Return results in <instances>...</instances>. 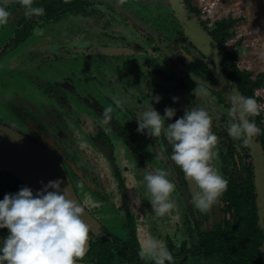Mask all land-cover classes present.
Returning <instances> with one entry per match:
<instances>
[{
    "label": "rangeland",
    "instance_id": "obj_1",
    "mask_svg": "<svg viewBox=\"0 0 264 264\" xmlns=\"http://www.w3.org/2000/svg\"><path fill=\"white\" fill-rule=\"evenodd\" d=\"M94 2L95 4L84 8L78 14H62L57 19L41 25L38 29H42V32L38 33L36 29L17 46L15 51L7 52L1 58L0 122L10 121V118H7L9 113H18L15 117L20 113L22 116L18 118L27 117L37 127L54 124L52 114L60 109L62 102H55L50 95H59V92L65 95L63 100L69 113L73 108L80 117L82 114L88 116L91 114L82 106V110L76 108L77 99L82 103L89 101L93 106L101 108V111L111 106L113 108L111 120L106 124L99 118V124L106 125L107 129L119 135L122 131L126 144L127 142L134 146L146 144L154 163L141 160V168L145 172L160 169L177 188L184 189L187 187L185 179H178L176 175L169 174V171L174 173L175 163L170 158L171 146L163 130L158 137L137 132L136 116H139L149 103L161 115L166 106L173 107L176 114L171 120H165L167 124L182 116L188 107H204L213 117L212 131L218 138L216 145L218 157L211 161L214 167L225 177L222 172L229 163L227 157L230 145L234 150L233 160L237 166L239 156L241 163L256 167L249 147L247 146L244 152L240 148V141L229 136L227 132L231 120L228 115L230 107L228 94L235 87L220 80L216 84L203 82L197 76H193L190 68L194 64L201 67L206 65L213 71L215 65L212 60L214 59L215 63L220 61V54L214 47L195 48L186 39L182 26L194 20L210 34L217 22L231 19L233 22L224 43L225 51L235 52L236 67L240 71L249 72L251 78L255 79L258 74L264 76V0H181V7L184 8L186 15L185 22L180 21L169 0H94ZM18 4L17 1L12 6L8 4L6 6L10 15L7 23L0 25V48H3L4 41L13 35L16 14H12L15 11L18 14ZM189 7L196 11L188 9ZM149 37L152 42L149 41ZM124 41L131 42L132 48L139 54L106 57L108 59L92 54L93 46L97 44L120 45ZM29 47L32 50L26 52ZM25 52L26 56L22 57ZM43 56L54 60L42 62ZM103 73H106L105 77L101 75ZM99 77L102 78L101 81L97 79ZM215 89L218 90V95L212 93ZM33 92L36 95H32ZM13 94L19 95L20 98L4 104L5 100L13 98ZM157 94L161 99L158 102L151 100V96ZM71 95L76 97L75 100ZM173 96L178 99L173 101ZM254 96L260 99L259 103L264 107V88L255 90ZM94 118L98 120L97 116ZM261 123L264 125V111ZM70 127L64 126L63 133H69ZM97 130L99 134L103 132L100 126ZM66 138L60 141L62 143L59 145L61 148L59 152L63 150L62 146L71 151L73 145H69L71 142ZM250 141L257 144V136ZM155 145L159 146L165 156V164L155 151ZM256 153L259 158H263V151L261 153L256 149ZM138 160L140 161V158ZM177 167L179 170V166ZM120 183L123 181L120 180ZM256 195L260 197L259 182ZM181 202L184 208H182L184 237L178 236L179 240L175 241L176 235L172 234L176 233L172 231L165 240L168 249L172 246L178 249L182 243L188 248L193 245L196 234L213 228L212 210L198 211L190 203L188 193L182 194ZM184 205H188L186 210ZM122 212L125 214L124 225L132 226L126 205L123 206ZM102 213L106 218H111L102 225L107 234H112L110 240H114L112 264H128L118 256L117 247L119 245L126 247V243L132 237V231L128 230V235L126 234L123 224L118 220L121 219V214L114 213L113 209L112 211L104 209ZM82 260L84 261L85 257ZM173 264L178 263L173 261Z\"/></svg>",
    "mask_w": 264,
    "mask_h": 264
},
{
    "label": "clouds",
    "instance_id": "obj_2",
    "mask_svg": "<svg viewBox=\"0 0 264 264\" xmlns=\"http://www.w3.org/2000/svg\"><path fill=\"white\" fill-rule=\"evenodd\" d=\"M26 15L44 14L42 6H33V0H22ZM10 12L5 0H0V25L7 23ZM37 32H42L38 29ZM86 43V41H85ZM157 94L151 100L158 102ZM173 101L178 98L173 96ZM231 117L228 135L249 144L250 140L264 132L255 119L264 107L254 96L236 91L228 94ZM117 104L119 102L117 101ZM111 106L104 108L102 119L108 123ZM176 109L166 106L163 115L151 103L137 119V132L158 137L162 130L170 146V158L196 186L189 190V201L201 212L210 210L226 190L228 181L211 161L218 157V138L212 131V115L204 107H188L174 121ZM150 203L157 216H164L175 207L171 194L174 182L160 169L146 171L143 177ZM35 193L29 186H20L16 192L5 193L0 198V229L7 235L0 238V264H81L87 252L89 228L82 216L83 206L73 199L63 178L41 181ZM139 255L147 256L152 264H173L174 257L163 240L145 232L139 241Z\"/></svg>",
    "mask_w": 264,
    "mask_h": 264
},
{
    "label": "trees",
    "instance_id": "obj_3",
    "mask_svg": "<svg viewBox=\"0 0 264 264\" xmlns=\"http://www.w3.org/2000/svg\"><path fill=\"white\" fill-rule=\"evenodd\" d=\"M21 18L15 11V29L10 43L6 48L19 45L23 40L38 29L43 23L57 19L60 14L71 12L78 14L84 8L93 4L92 0H33V6H42L44 14L40 16L26 15L25 6L22 0L18 1ZM15 4V1L9 3V6ZM196 11L193 8H188ZM17 21V22H16ZM231 19L220 20L216 23L215 28L210 32V36L218 46L220 54L219 70L243 95L254 96V91L264 88V76L258 74L255 79L247 71H240L235 61L237 55L235 52L225 51L224 43L228 37V30L232 24ZM149 41L152 39L149 37ZM204 68V67H203ZM206 79L212 78L213 74L208 68L199 71ZM198 72V73H199ZM215 95L218 93L212 92ZM255 97V96H254ZM259 102V98L255 97ZM262 111L255 117L257 125L264 129L261 123ZM120 137L124 138L121 131ZM258 142L264 155V132L257 135ZM129 146H131L129 144ZM247 145L240 141V148L245 152ZM228 152L229 163L223 170V174L228 181L226 190L222 193V217L214 219L212 230L203 231L196 235V239L190 247L182 243L178 249L170 247L174 262L178 264H264V254L261 246L264 242V234L258 224V207L254 188L253 168L250 164L241 163L238 157V166L233 160L234 150L232 145L229 146ZM132 149V148H131ZM226 158V159H227ZM20 186H24L13 175L7 172H0V198L7 193L16 192ZM7 229H0V238L7 235ZM92 233V232H91ZM90 233V234H91ZM124 245L117 247L118 256L131 264H142L141 259L137 256L138 243L133 235ZM98 238V237H97ZM92 237L88 254L93 256L98 264H111L112 246L114 240L108 237L99 239ZM152 264V263H148Z\"/></svg>",
    "mask_w": 264,
    "mask_h": 264
},
{
    "label": "flooded vegetation",
    "instance_id": "obj_4",
    "mask_svg": "<svg viewBox=\"0 0 264 264\" xmlns=\"http://www.w3.org/2000/svg\"><path fill=\"white\" fill-rule=\"evenodd\" d=\"M5 1H8V0H5ZM9 1L10 2H6L5 3L6 6H8L9 3L13 2V0H9ZM14 1L15 2L19 1L20 2L21 0H14ZM92 1H93V4H95L94 0H92ZM68 13H71V12H66L64 14L67 15ZM18 14H19L18 15V18L19 17L21 18V16H22L21 15V12H19ZM12 15H14V14H12ZM60 15H62V14H60ZM16 20H18V19L16 18ZM14 24H15V22H14ZM43 24H46V23H43ZM14 29H15V27H14ZM10 40L11 39L8 38V40L6 42L4 41V47L3 48H0V50H1V52H0V60H1V58L4 57V55L7 52L8 53H12L13 51H15L17 49V46H19V45H16V46H13V47H9V48L7 47L6 48L5 46H6V44H9L10 43ZM95 46H119V47H126V48H132L133 47V45L131 44V42H128V41H124L123 44H120V45H118V44H97ZM95 46H93V48ZM28 50L31 51L32 49H30V47H29V48H27L26 52ZM26 52H25V54L23 53L22 57L26 56ZM105 59H108V58L105 57ZM44 60L45 61H52V60H54V58H50V57L47 58V57H44L43 56L42 62ZM203 67L204 68H208L206 65H203ZM203 67H201L200 65L198 66L197 64H194V65H191L190 66L191 70L193 71V75L197 76L203 82L207 81L210 84H213V81H211L210 79H206L199 72V71H201V70L204 69ZM96 70L98 71L99 68L96 69ZM208 70H209V68H208ZM89 75H94V74H89ZM101 75H103L105 77L106 76V73H103ZM97 79L99 81H101L102 78L99 77ZM54 81H56V80H54ZM214 84H216V82ZM67 85H69V84H67ZM67 88H70V87H67ZM16 90L19 91L18 89H16ZM58 94L59 95H52V94L50 95L54 99L55 102H60V103L62 102L60 109L57 110V112H55L54 114H52V116L54 115L53 116L54 117V124H50V125L48 124L46 126H42V128L39 127V126L37 127L36 124L34 122H32L31 120H29L27 117H25L24 119H22L21 117L18 118V116H22L20 113H19V115H17V117H15L16 116L15 114H18V113H15V114L12 113L13 115L11 113H9V116H7V118H10V121L0 122V124H3L5 126H8V127L13 128L14 130H16V131H18V132L26 135L27 137H30L34 141H37L39 144H41L43 147H45L48 150L52 151L58 157V159L60 160L62 166L64 167V169H65V171H66V173L68 175V178L70 179V182H71V184H72V186H73V188L75 190V193H76L77 197L79 198V200H80V196L78 195V188H80V187L81 188L83 187V189H85V190L87 189L90 192L92 191V192H94V194L95 193H98V195H99L100 191L99 192L98 191L97 192L95 191L96 190V187H95L96 184H94V179H93L94 178V169L91 168L92 162L90 160H88L89 158H88L87 154L85 152H83V150H81V149L79 150L78 147H77V145L74 143V141L71 140L68 137V136H71V134L68 133V132H67L68 134L67 133L66 134L63 133L64 126H67V125H70L71 126V124H76L77 125L76 126L77 128H84L83 126L86 125V124H94L93 127L91 128V130H92L93 133L91 132L89 134V136H88V139H89L90 143H93V144H91L92 145L91 146V150L95 154H97V155H99L100 153L103 154V152L106 153V155L108 156V160L105 159V162L108 163L109 165H111V162H112V163H114V166L116 167V165H115V150H114V147H113L112 142H111V136L112 137L120 138L122 140L123 144L126 146V148L133 155L134 154H135V156L137 155L136 156L137 159L140 158V161L138 160L139 163L141 162V160L142 161H145L142 158L143 152L140 149L138 150L137 148H139V147L141 148L142 147L143 150H145L147 148L150 151L149 147L146 144H143L142 146H140V145L134 146V145H132L131 143H128V142L126 144V143H124L123 138L120 137L119 134H116L113 131H111L110 129H107V126L106 125L105 126H102V124H99V118L102 119V113H103V111L100 110L101 108H97L96 106H93V104L91 102H89V101H87V102L83 101V103H82L81 101H79L77 99L78 102H80L83 106H86L87 107L88 112H90L91 115L88 116L87 114L86 115H83L82 114V117H80V115L78 114V115H76L77 116L76 117V116L72 115L73 114L72 111L69 113L68 109L66 108V105H65L66 103L63 100L65 98L64 93L63 92H59ZM32 95H36V93L33 92ZM71 96L74 97L73 95H71ZM12 97H13L12 98L13 100L11 98H9V99L5 100L4 104L7 105L9 102H13L14 100H17V99L20 98L19 95H17V94H13ZM74 98H76V97H74ZM87 103H89V104H87ZM91 106H92V108H91ZM40 107H42V106H40ZM5 108L8 109L7 106ZM57 113H60V115H58ZM94 116H97L98 120H94L95 119ZM8 122H11V124H8ZM57 123H59V124H57ZM115 123L117 124L118 122L115 121ZM12 124H14V125H12ZM17 124H19V125H17ZM98 126H100L102 128V130H103V132L101 134H99L100 132H98V130H97V127ZM77 128H75V129H77ZM96 134H97V136H96ZM98 134H99V136H98ZM64 137H67L66 139H68L69 142H71L69 145H73V146H71L72 147L71 151L70 150H67L65 147L62 146V149L63 150H61L59 152V150L61 149L59 147V145H61V143H62V142L60 143V141H62V138H64ZM129 144L131 146H129ZM81 156H85L84 158L86 160L84 158H81ZM148 158H149V161H148L149 163H154L153 162V159L154 158L152 157V155L148 156ZM142 170H143V168H142ZM143 172L145 174V171L144 170H143ZM120 174H121L120 171L117 170V171L114 172V175H113V177H114V179L116 181V185H117L118 189H120L122 186L124 187V181H123V183H120V180H122L120 178ZM179 175H181L182 179H185V177L183 176V173L181 172V169L180 168L177 171L176 176L178 177ZM174 192L178 196L179 200H181L182 194H186L189 191H188L187 187L184 188V189H182L181 187L180 188H177L175 186ZM120 193L121 192L119 191V194ZM120 199L121 198L119 197V200ZM183 200L185 201V199H183ZM219 201H220V216L219 217H217L215 215L214 206L210 209V210L213 211V213H212L213 221H214V219L221 218L222 215H223V213H222V205H221V197H219ZM80 202H81V200H80ZM118 203H119V212H120V214H122V216L123 215L125 216V214L122 212L123 206L125 204L122 201H119ZM82 205H83V203H82ZM184 207H185V210H186L187 207H188V205L187 206L184 205ZM84 208L86 209L85 206H84ZM127 214L130 217L129 218L130 221H131L130 224H133V219H132V216L129 214V210H128V213ZM124 224H123V228L125 229L127 235H128V232H129L128 230H130V231L133 230V235L135 236V239H136V241L138 243V248H139V242H138V240L136 238V233H135V230H134L133 225L128 227V226H126ZM202 225H203V222H202ZM184 229H185V227L183 225V228H182V226L181 227L178 226L177 228H175L173 230L174 233H176V234H172V235H176L175 236V241H178L179 240L178 239V236H180L179 234H182L181 236L184 237ZM91 235L94 238H97L98 237L97 239H99L102 236L108 237V239L110 240V235H112V234L111 233H108L107 234L104 226L101 223L99 224V228L98 229L93 230V231H89V237H90V239L87 242V252H86V254L84 256L85 257V260L84 261L82 260L81 262L82 263H94V264H98L95 261L94 257L93 256H90L88 254V251L90 249V243L93 240V239H91ZM176 237H177V239H176ZM166 238H167V234H166L165 238L162 239V240L165 242ZM172 247H174V246H172ZM261 248H262V246H261ZM169 249H170V247H169ZM170 251H171V249H170ZM171 252H173V251H171ZM137 256L141 259L142 264L152 263V261H145L144 257H141L139 255V249H138V252H137ZM124 261H126V260H124ZM126 262L128 264H131L128 261H126ZM111 264H112V262H111Z\"/></svg>",
    "mask_w": 264,
    "mask_h": 264
},
{
    "label": "water",
    "instance_id": "obj_5",
    "mask_svg": "<svg viewBox=\"0 0 264 264\" xmlns=\"http://www.w3.org/2000/svg\"><path fill=\"white\" fill-rule=\"evenodd\" d=\"M169 1L173 6L175 13L179 16L180 21L185 22L186 15L184 8L181 7V0ZM6 2L10 1L8 0L5 1V3ZM182 28L184 30L186 39L195 48L200 49L206 46L214 47L216 48L218 53V46L216 42H214L210 34H208L204 29H202L198 24H196L194 20L186 22L184 26H182ZM92 54L101 57H115L133 56L139 54V52L134 50L133 48L119 46H95L92 50ZM212 62L215 65V69L211 72L216 80V83L218 80H220L225 84H231V82L219 70L220 61L218 60L217 63H215V60L213 59ZM201 84H203V82H201ZM217 89H215L216 92L218 91ZM233 90L238 92L236 88H233ZM248 147L252 153V156L254 157V162L256 164V167L253 168V174L255 196L258 207L257 217L259 227L261 228L264 234V155L263 158H259L258 154L256 153V149L257 151H261L262 153V148L259 142H257L256 144L250 141ZM155 151L157 152L162 162L165 164L166 158L162 154L159 146L155 145ZM173 166L175 167L174 173L169 171V174L171 176L176 175L178 171L177 165L174 164ZM0 172L10 173L24 186H29L34 193L36 189H39L41 187V181L47 182L49 179L61 177L64 181L62 187H66L69 195L82 205L58 157L52 151L39 144L37 141H34L30 137H27L26 135L3 124H0ZM181 172L183 173L182 170ZM183 176L185 177L184 173ZM178 179H182L181 175L178 176ZM185 181L187 184L188 191L196 190L195 184L189 178L185 177ZM258 182L260 186V197H257L256 195V188ZM214 212L217 217L220 216L219 198L217 203L214 205ZM82 218L87 224L89 231H93L99 228L98 221L85 208ZM261 249L264 254V242ZM81 264L94 263L81 262Z\"/></svg>",
    "mask_w": 264,
    "mask_h": 264
},
{
    "label": "crops",
    "instance_id": "obj_6",
    "mask_svg": "<svg viewBox=\"0 0 264 264\" xmlns=\"http://www.w3.org/2000/svg\"><path fill=\"white\" fill-rule=\"evenodd\" d=\"M76 103V108L81 109L82 106L88 111L87 107L83 106L77 100ZM72 113L74 116L77 115L73 111V108ZM93 125L94 124H86L83 126L84 128H77L76 124H71L69 133L71 134L72 130L73 134H71L72 137L70 136V138L74 141L79 150L81 149L87 154L88 160L92 162L91 168L94 169L93 179L94 184H96L95 191H100V193L99 195L98 193L94 194V192L80 187L78 188V195L83 205L96 218L99 224L111 219L108 217L106 218L102 213L104 209H111V211L113 209L114 213L120 214L118 202L122 201L128 207L129 214L132 216L133 227L138 242L142 239L146 231L151 232L153 236L162 240L165 238L166 234H172L171 232L175 228L183 226L181 225L183 224L182 202L174 191L171 194V198L175 201V207L164 216H157L154 213L150 203L151 194L148 192L146 182L143 179L144 172L136 158L137 155H133L120 138L111 136V142L115 150L116 167L112 162L111 165L105 162V159L108 160L106 153L102 151L103 154L100 153L97 155L91 150V144L93 143H90L88 136L92 132L91 128ZM137 149L143 152L142 157L148 162L150 151L147 148L143 150L142 147ZM84 157L85 156H81V158ZM117 170L120 171V178L124 181V187L122 186L120 189H118L113 177L114 172ZM119 191L121 192L120 194ZM119 197L121 198L120 200ZM118 220L122 224L125 223L124 216ZM181 235L182 234H180V236ZM144 259L145 261H151L147 256H144Z\"/></svg>",
    "mask_w": 264,
    "mask_h": 264
}]
</instances>
